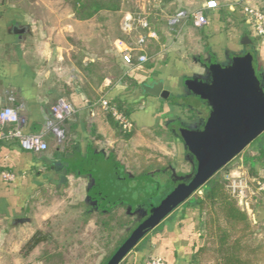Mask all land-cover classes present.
Masks as SVG:
<instances>
[{"label":"crops","instance_id":"0c3cea01","mask_svg":"<svg viewBox=\"0 0 264 264\" xmlns=\"http://www.w3.org/2000/svg\"><path fill=\"white\" fill-rule=\"evenodd\" d=\"M49 1L0 0V108H13L26 120L23 130L44 133L48 144L46 151L25 150L16 139L4 136L11 125H0V171L14 175L10 181L0 175V225L20 224L31 200L40 201L42 196L66 190L77 196L72 204L83 209L110 208L133 219L136 208H142L136 203V187L153 185L156 197L164 196L167 189L161 191L162 185L184 174L167 166L154 168L146 175L135 174L134 161L124 163L121 153L111 149L116 136L110 131L103 111L96 106L98 100L117 98L136 106L128 118L138 130L152 126L155 121H199L208 104L190 88L193 75L201 74L196 79L208 81L211 62L225 69L235 57L247 54L253 57L258 84L264 91V36L257 35L245 22L242 10L243 5L264 10V0H215L217 6L206 10L208 23L202 28L192 26L190 21H182L173 29L167 24L163 32L151 26L156 37L147 38L144 47L157 43L159 57L166 56L165 61L151 65L146 62L128 65L119 51L127 46L120 33L128 40L136 32V39L146 29L137 26L126 32L122 30V21L116 22L107 37L100 19L112 12L101 11L90 19L80 20L70 7H56L53 0ZM206 1L197 8H202ZM93 18L97 20L91 21ZM188 27L197 36L202 35L208 55L207 60L198 57L195 68L177 55L184 43L182 31ZM157 32L164 37L163 42ZM87 44H105L106 48L89 49V58H81ZM144 47L143 51L132 50V54L143 52L150 59L152 54L148 55ZM108 50L118 73H112L110 67L98 76L92 74L91 69L103 60L102 52ZM125 75L131 79L122 81ZM158 80L170 92L167 99L142 89L143 83ZM58 98H64L75 108L73 115L63 121V129H59L62 136L54 128L47 129L49 108ZM192 107L198 111L196 114ZM134 139L128 140V144ZM105 140L109 142L104 143ZM255 141L258 142L252 154L244 155L243 162L249 170L254 157L263 151L264 135ZM183 156L192 157L186 147ZM255 172L264 178V162L256 164ZM201 192L198 190L196 194ZM184 203L150 231L142 249L131 251L122 264H143L150 255L163 258L166 264H212V260H204L202 249L206 243L200 215L194 206ZM237 203L246 209L253 224L264 223L263 193L250 194L247 207ZM42 220L45 217L41 216L39 222Z\"/></svg>","mask_w":264,"mask_h":264},{"label":"rangeland","instance_id":"374dc122","mask_svg":"<svg viewBox=\"0 0 264 264\" xmlns=\"http://www.w3.org/2000/svg\"><path fill=\"white\" fill-rule=\"evenodd\" d=\"M42 1L46 3L49 0ZM205 1L206 0H121V10L111 13L109 16H104V19H100L101 22L104 23L103 25H105L103 26L104 36L108 37L107 34L110 33L111 28L115 27L116 22L120 24L124 14L127 12L135 18L144 17L153 28L163 32L166 30L167 18L171 14L180 9H196ZM53 3L56 7L68 6L71 8L66 0H53ZM96 20L97 18H93L91 21ZM182 32L184 43L181 47L182 50L177 51V53L180 52L177 55H179L186 65L195 68V66L198 65L196 61L198 57L205 60L208 59L204 47V39H202L203 37H201V34L197 36L196 32L193 30L191 31L189 27L185 28ZM136 34V32L130 34V38L126 44L127 46L133 47L135 45ZM124 35V33H120L121 37H125ZM92 44H87V48H84L81 58H83V56L89 58L91 53L89 49L101 50L106 48L105 44L101 46ZM144 49L148 55L152 54L150 59L147 58L148 61H165L166 56L162 55L159 57V53H157L160 49L157 43L148 44ZM109 50L102 52L103 60L95 64L96 66L91 69L92 74L98 76L106 72V70H109L110 67L113 70L112 73L115 75L118 73L113 63L110 62L111 53ZM119 51L121 53L122 48H120ZM155 52L156 54H154ZM199 75H193L194 79L198 78ZM200 77H202V75L199 76V78ZM176 101H178V99ZM196 111L197 110L192 107V112L196 114ZM171 123L172 121H155L152 126L143 128V130L136 129V137H134L135 139L129 142V144L127 141H124V139L116 137V139H114L115 142H112L113 145L111 149L116 151L117 154L121 153V160L124 163L128 164L129 161H134V167L137 170H140L145 165L160 164L162 166L171 167L174 172H180L184 174V177H187L193 174L196 161L193 157L189 156L185 159L183 156L185 155V145L170 137L171 131H169L168 126ZM192 123L193 121H189L188 125H192ZM110 131L113 132L111 129ZM107 142H109V140L104 141V143ZM256 142L258 141L251 142L247 145L219 174H223L224 171H226L227 173H236L240 176L248 175L253 182L254 177L250 176V170L244 165L243 160L244 155L250 156L252 154L253 146ZM259 178L261 179L262 177L259 176ZM149 186V184L145 183L142 187L135 188L136 194L138 195L136 203L143 209L136 208L133 218L134 222H138L142 217L146 216L149 205L157 204L161 199V197H156L154 194V186ZM76 197L77 196L73 195L69 190L54 193L50 196H42L40 201L31 200L28 203V208L24 216H22V224L9 223L3 225L1 223L0 264H38V262L42 261L41 256L43 251H45V248H43L45 243H40L28 253H26L24 249V244L37 229L43 232L51 231L52 236L54 235L56 239L57 245H62L61 250L65 251L66 257L70 259L72 264H98L104 251L101 247L102 241L83 234L82 239H79L80 241L82 240L81 245L78 243L69 244L75 240L73 231L79 223L78 219L81 217L79 215H81L80 212L83 209V207L78 204H72L76 203ZM118 214L122 217L130 218V215L127 217L122 212ZM41 216L45 217L46 220L39 222ZM25 219H28V221H24ZM90 227L92 226L89 225L87 228L89 229ZM126 229L127 227L119 228L117 234H123ZM247 242L251 247L255 248L254 252L248 253V256L252 259V264H264V223L252 224V235L251 238H247ZM78 250L83 254L81 258L76 256ZM204 260H206L205 262L213 261V255L209 252L205 253Z\"/></svg>","mask_w":264,"mask_h":264},{"label":"trees","instance_id":"16d2710c","mask_svg":"<svg viewBox=\"0 0 264 264\" xmlns=\"http://www.w3.org/2000/svg\"><path fill=\"white\" fill-rule=\"evenodd\" d=\"M77 19L86 20L90 19L94 15L101 11L117 12L121 10V0H66ZM149 23V22H148ZM150 28L151 24L149 23ZM153 29V28H152ZM156 30V28H155ZM143 34L145 32H142ZM160 42L164 41V37L160 32H157ZM128 41L125 37H122ZM136 40V39H135ZM147 65H151L152 61H145ZM215 66L213 62L209 64V68L212 69ZM130 76L125 75L121 78L122 81L130 80ZM134 84V83H133ZM136 84V82H135ZM109 103L116 105L117 109L126 117L136 110V106H130L122 102L121 100L114 98ZM99 107L107 120L110 129L113 131L114 136L128 141L136 137V127L133 126L130 130L122 129L119 124L114 120L111 113L104 109L99 102L96 104ZM63 122L57 124L58 129H63ZM189 128L183 121H172L168 126L170 137L177 139L184 144L182 132ZM264 135V132L263 134ZM64 137V136H63ZM258 137L255 139L257 140ZM254 140V141H255ZM186 147V146H185ZM188 153L195 159L193 153L186 147ZM196 161V159H195ZM264 162V147L259 156L254 157L250 164V176L254 179L264 182V178H259L256 171V164H262ZM197 164V162H196ZM196 164L194 171L196 169ZM229 162L219 169L199 190L201 194H194L190 199L185 201L187 206H194L200 215V224L203 229L202 238L206 243L203 247L204 253H211L213 255L212 264H252V259L248 256V253L254 252L255 248L251 247L247 238H251L252 235V221L245 208L238 205L237 199L228 187V181L223 174H219ZM154 168H164L159 164L145 165L141 170H136L137 175H146L148 171ZM194 173V172H193ZM219 174V175H218ZM192 174L184 177L182 175L179 179H168L166 183L162 185L161 191L166 190L165 194L172 187L177 186L180 183L186 182ZM160 191V192H161ZM264 195V190L261 192ZM162 197V196H160ZM156 204L149 205L146 216L142 217L138 222H134L131 218L122 217L114 209H100L98 207H85L78 225L73 231L74 239L69 244L74 243L82 244L83 234L97 238L102 241L103 256L98 264H105L110 258L117 247L125 240L130 232L137 227L151 212L152 208ZM83 207V206H82ZM203 216V217H202ZM202 217V219H201ZM89 225V229L87 228ZM70 226V225H69ZM127 227L123 234H117L119 228ZM88 229V230H87ZM146 234L141 241L132 249H142L143 242L147 238ZM40 243H45V251L41 256L43 264H72L70 259L66 257L65 251L61 250L62 245H57L54 235L50 232H43L42 230H36L30 238L24 244L26 253L30 252ZM64 248V247H63ZM80 250V249H79ZM78 250L77 257H82V253ZM121 261L120 264L124 262Z\"/></svg>","mask_w":264,"mask_h":264},{"label":"water","instance_id":"95a60500","mask_svg":"<svg viewBox=\"0 0 264 264\" xmlns=\"http://www.w3.org/2000/svg\"><path fill=\"white\" fill-rule=\"evenodd\" d=\"M189 86L211 106L202 128H186L182 132L184 145L196 159V169L186 182L172 187L161 197L105 264H120L146 234L264 132V91L258 84L251 54L235 57L225 69L214 66L208 81L193 79ZM142 89L162 99L170 94L163 88L162 80L143 83Z\"/></svg>","mask_w":264,"mask_h":264},{"label":"built area","instance_id":"2783aa9c","mask_svg":"<svg viewBox=\"0 0 264 264\" xmlns=\"http://www.w3.org/2000/svg\"><path fill=\"white\" fill-rule=\"evenodd\" d=\"M216 6L217 3L215 0H208L202 8L177 10L167 18V24L173 29L182 21H190L192 26L202 28L208 23L206 10L215 8ZM242 10L245 22L252 26L257 35L264 36V10L251 5H243ZM137 26L141 29H146L147 32L137 36L133 47L125 46L124 49H122V61L128 65L135 62L144 63L147 60L145 53L142 52L134 56L132 50L143 51L147 38L156 37L155 32L150 28L148 21L144 17L135 18L130 13L124 15L121 23L123 31L129 32ZM98 102L104 109L111 113L114 120L122 129L130 130L132 128V121L123 115L115 104L109 103V100L105 98H100ZM74 112L75 108L69 101L64 98H58L49 108L50 118L47 123V129L54 128L58 132V135L62 136V132L58 129L57 124L70 118ZM25 122V118L20 116L13 108L9 106L0 108V125H11L4 134L5 137L16 139L19 145L25 150L33 152L46 151L48 149V144L44 139V133L25 132L23 130ZM0 175L6 181H10L14 178V175L6 170L0 171ZM225 178L228 181V187L231 189L237 201L241 202L245 207H247L250 194L254 192L261 193L264 190L263 181L253 179L252 182L248 175L240 176L236 173H227ZM143 264H166V262L161 257L150 255L146 257Z\"/></svg>","mask_w":264,"mask_h":264},{"label":"flooded vegetation","instance_id":"af4514ba","mask_svg":"<svg viewBox=\"0 0 264 264\" xmlns=\"http://www.w3.org/2000/svg\"><path fill=\"white\" fill-rule=\"evenodd\" d=\"M243 66H244V63L241 65V67H243ZM205 102L208 104V106L206 109H204V114H203L201 120L193 121L192 125H188V123H185L190 129L198 130V129L202 128L203 124L205 123L206 119L208 118L209 112L211 111V106H209L210 102H208V100H205Z\"/></svg>","mask_w":264,"mask_h":264},{"label":"bare ground","instance_id":"6f19581e","mask_svg":"<svg viewBox=\"0 0 264 264\" xmlns=\"http://www.w3.org/2000/svg\"><path fill=\"white\" fill-rule=\"evenodd\" d=\"M248 205L250 206V204H248ZM249 206H248V207H249Z\"/></svg>","mask_w":264,"mask_h":264}]
</instances>
